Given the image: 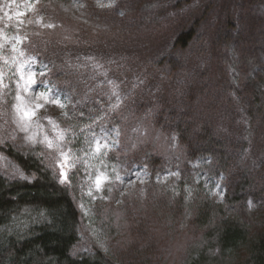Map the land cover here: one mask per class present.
<instances>
[{
    "label": "rangeland",
    "instance_id": "374dc122",
    "mask_svg": "<svg viewBox=\"0 0 264 264\" xmlns=\"http://www.w3.org/2000/svg\"><path fill=\"white\" fill-rule=\"evenodd\" d=\"M53 1L71 14L55 15L44 0H0V71L15 80L21 64L25 72L30 67L65 105L39 109L21 131L12 107L15 85L6 78L13 91L0 102V144H40L44 166L61 181L62 158L42 143L44 137L68 153L64 184L81 220L73 257L101 251L113 258L120 250L131 264L135 257L184 264L202 242L200 203L210 201L233 214L264 200L256 194L264 186V111L244 99L224 53L226 37L237 36L244 47L258 39L254 31L264 34V0ZM191 29L189 46H177L178 36ZM261 63L253 66L254 75ZM20 93L29 106L42 103L35 92ZM96 139L109 147L95 152ZM201 142L227 158L196 154ZM147 148L151 155L140 159ZM150 156L159 160L153 159L154 167L145 164ZM223 159L226 169L219 170ZM247 170L254 176L252 190L240 193L246 200L232 212L226 195L237 184L246 188ZM101 173L107 179L97 190ZM0 174L32 180L4 154ZM111 210L116 229L107 238L109 221L101 216Z\"/></svg>",
    "mask_w": 264,
    "mask_h": 264
},
{
    "label": "trees",
    "instance_id": "16d2710c",
    "mask_svg": "<svg viewBox=\"0 0 264 264\" xmlns=\"http://www.w3.org/2000/svg\"><path fill=\"white\" fill-rule=\"evenodd\" d=\"M44 2L50 4L54 14L57 16L59 14L63 19L65 14H71L70 8L62 7L53 0H44ZM43 10L46 12L45 6ZM55 23L59 32L57 22ZM253 35H257L258 39L255 37L246 42L245 50L240 46V38L236 36L231 41L226 37L225 60L227 66L237 74L244 99L264 111V64L260 62L264 57V34L258 31L255 34L254 31ZM194 37L195 32L192 29L181 33L176 45L185 49ZM62 50L63 48L59 49V52ZM250 59L252 62L249 61ZM256 63H261L262 68L261 72L254 75L252 68ZM199 149L200 153L197 149L193 152L204 158L210 156L227 158L225 152L218 153L205 142H201ZM43 153V146L34 142L24 143L22 146L10 142L5 145L0 144V154L11 158L32 178L31 181L10 180L0 174V264H115L116 262L131 264L130 257H122L120 250L114 251L116 255L112 254L113 258L101 251L87 256L71 255L72 249L79 242L80 212L72 200L68 186L62 183L52 170L44 166ZM141 153L139 158L143 159L152 152L147 148ZM145 158L148 159H144L145 164L154 167L155 157ZM140 159L138 160L141 161ZM156 160L155 162L159 161ZM226 165L223 159L218 169L225 170ZM248 172L247 170V179L244 181L246 188L239 189L237 184L233 188V194L230 195L229 192L226 195L225 205H230L232 212H235L240 201L246 200L245 195L240 193L246 192L249 188L252 190L254 176ZM244 183H241V186ZM147 185L152 187L154 182ZM258 190L256 194L259 197L264 196V186ZM200 204L196 221L199 231L204 233L202 242L187 255L184 264H264V200L252 210H246L244 207L242 211L233 214H229L225 206L212 204L210 201ZM188 206L185 205L191 210L192 204ZM183 208L182 205L181 209ZM111 213L112 210L108 211L107 215L105 213L101 216L109 221L104 233L107 238H112L116 229ZM135 258L139 261L133 260L135 264H150L147 259Z\"/></svg>",
    "mask_w": 264,
    "mask_h": 264
},
{
    "label": "snow or ice",
    "instance_id": "6c2138e0",
    "mask_svg": "<svg viewBox=\"0 0 264 264\" xmlns=\"http://www.w3.org/2000/svg\"><path fill=\"white\" fill-rule=\"evenodd\" d=\"M49 27H52V25H49ZM20 55H23V53L21 52ZM5 63H7V61H5ZM24 67L25 65L21 64L17 69V72L13 73V77L18 76V79L15 80H12V77H8L6 72L0 71V102L6 103L4 97L13 91V89L10 87V83L6 82L7 78L15 85V96L13 97V99L16 102L12 107L14 108L16 113V123L20 127L21 131L26 132L39 109L44 108L48 104L57 105L60 108H64L65 105L60 103V100L58 99V92L54 94L51 86L45 85L43 80H40L39 82L37 81L36 72L32 71L30 67L28 68L27 72H25ZM39 75L44 76V73L41 72L39 73ZM41 87H43L45 91H40ZM21 89L26 94L29 92H35L37 94L36 98L41 99L42 103H34L29 106L25 101L24 96H22L20 93ZM45 119H47L50 124H53L54 127L58 128V125L55 124L51 117H45ZM29 139L34 141L35 138L30 137ZM58 139L63 140V134H61ZM42 143H46V146L50 149L55 147L59 151L58 159L62 158L61 162L58 164V167H60L61 169V182H68V175L67 172L64 170L65 167L68 166V153L63 151L59 143H56L54 145L53 141L47 136L44 137ZM108 147L109 145L107 143L101 144L98 139L95 140V152L99 153L101 149H107ZM69 151L71 150L69 149ZM106 179L107 177H105L102 173L96 177L94 183L97 190L100 189L102 183ZM89 195H91V191H89ZM249 206L251 207V202H249Z\"/></svg>",
    "mask_w": 264,
    "mask_h": 264
}]
</instances>
